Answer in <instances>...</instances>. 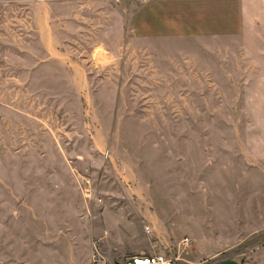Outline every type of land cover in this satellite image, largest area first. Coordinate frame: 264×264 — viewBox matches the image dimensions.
Returning <instances> with one entry per match:
<instances>
[{
  "label": "rangeland",
  "instance_id": "374dc122",
  "mask_svg": "<svg viewBox=\"0 0 264 264\" xmlns=\"http://www.w3.org/2000/svg\"><path fill=\"white\" fill-rule=\"evenodd\" d=\"M126 7L111 0L76 9L80 30L74 39L70 32L65 48L68 63H82L84 88L74 71L67 88L51 80L53 88L45 89L41 77L28 85L20 68L26 150L6 157L0 135V186L48 172L35 164L73 162L103 206L141 213L137 238L117 240L118 252L137 243L179 254L180 239L193 235L201 256L194 259L191 245L177 264H264V69L244 63L237 77L159 81L122 52L126 19L119 11ZM22 30L19 53L26 45ZM42 46L33 38L34 50ZM38 144L49 152L39 155ZM13 216L22 221L18 207L0 200V225ZM32 235L2 228L0 246ZM203 242L208 250L224 248L206 254Z\"/></svg>",
  "mask_w": 264,
  "mask_h": 264
},
{
  "label": "crops",
  "instance_id": "0c3cea01",
  "mask_svg": "<svg viewBox=\"0 0 264 264\" xmlns=\"http://www.w3.org/2000/svg\"><path fill=\"white\" fill-rule=\"evenodd\" d=\"M110 1L26 0L16 6L15 0H0L3 155L22 156L26 150V111L21 100L25 78L20 68L27 73L28 85L41 77L45 89L53 88L48 85L51 80H55V88H67L68 73L74 71L80 75V86L84 88L82 63L76 58L68 63L71 53L65 48V40L70 32L74 39L73 33L80 30L81 14L76 9L94 4L105 6ZM115 1L127 4L126 9L119 11L126 19L122 32L125 58L137 62L141 72L156 75L159 81L237 77L243 75L238 69L245 64L264 69V0ZM16 8L21 15L17 16ZM111 13L109 10V18ZM17 27L23 28L20 36L26 43L21 53ZM33 38L43 43L40 49L34 50ZM184 72L192 75L179 76ZM36 146L39 155L49 152ZM51 148L61 152L59 145ZM74 166L66 160L35 164L34 170L48 172L0 186V200H10L23 216L22 221L13 216L10 222L1 223L0 229L16 227L33 234L14 246H0V264H91L94 250L111 262L154 252L137 243L122 253L112 247L117 240L137 238L134 226L142 215L130 207L126 211L123 206H103L94 195L91 178L76 174ZM126 178H130L128 174L123 179ZM192 236L187 237L192 240L191 252L197 259L201 256L200 240ZM223 248L207 249L206 254H218Z\"/></svg>",
  "mask_w": 264,
  "mask_h": 264
},
{
  "label": "built area",
  "instance_id": "2783aa9c",
  "mask_svg": "<svg viewBox=\"0 0 264 264\" xmlns=\"http://www.w3.org/2000/svg\"><path fill=\"white\" fill-rule=\"evenodd\" d=\"M147 230L151 228L147 226ZM192 245L190 237L184 236L180 239L177 249L179 254H173L171 251L147 252L146 254H133L123 261L111 262L103 256L98 250L91 254V264H177V261L183 258L180 252H187Z\"/></svg>",
  "mask_w": 264,
  "mask_h": 264
}]
</instances>
